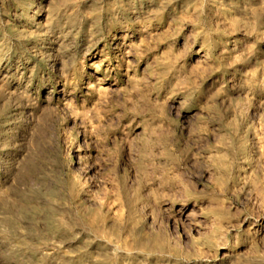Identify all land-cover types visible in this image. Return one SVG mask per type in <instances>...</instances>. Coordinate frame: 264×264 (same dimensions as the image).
<instances>
[{"label":"rangeland","instance_id":"1","mask_svg":"<svg viewBox=\"0 0 264 264\" xmlns=\"http://www.w3.org/2000/svg\"><path fill=\"white\" fill-rule=\"evenodd\" d=\"M0 264H264V0H0Z\"/></svg>","mask_w":264,"mask_h":264}]
</instances>
